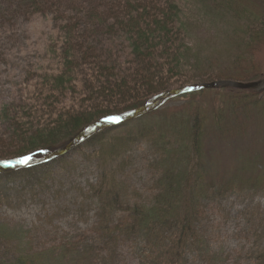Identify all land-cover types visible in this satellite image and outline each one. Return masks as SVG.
<instances>
[{"label":"rangeland","instance_id":"1","mask_svg":"<svg viewBox=\"0 0 264 264\" xmlns=\"http://www.w3.org/2000/svg\"><path fill=\"white\" fill-rule=\"evenodd\" d=\"M116 2L63 0L36 13L20 0H0V160L63 146L88 122L139 108L164 91L264 78V0L153 2L155 8L147 7L167 21L150 30L155 36L141 41L135 55L130 34L106 28L119 21L111 14L121 3L99 15L98 4L108 9ZM197 121L205 132L209 184L225 187L243 178L264 187L256 171L239 169L252 162L264 171V93L211 89L180 97L50 166L2 177L0 264H64V248H73L66 259L77 260L92 243L95 253L86 264L111 255L106 264H142L139 236L114 233V248L98 250L101 203L104 196L112 205L119 198L109 218L116 231L130 222L135 206L150 205L172 144L189 143ZM229 130L233 137H221ZM262 189L202 203L196 224L202 257L192 251L180 262L160 256L143 258L144 264H252L264 255L258 240L264 228L253 226L264 220ZM248 213L257 221H247Z\"/></svg>","mask_w":264,"mask_h":264},{"label":"trees","instance_id":"2","mask_svg":"<svg viewBox=\"0 0 264 264\" xmlns=\"http://www.w3.org/2000/svg\"><path fill=\"white\" fill-rule=\"evenodd\" d=\"M50 1L51 0H47V2L45 0H20V5H25L26 10L29 8L31 12L37 13L40 10H44L48 4H52L53 6H56L57 4L62 5L63 0ZM157 1L154 0L152 3H156ZM117 2L121 3L118 8ZM117 2L116 4L112 3L114 5L111 4L112 6L108 9H106L107 4L104 6L98 4L99 9L100 7H103V10H99V15L104 14L105 11L107 14H109L110 12H114V10L117 8L115 13L111 15H116V17L118 16L119 21L114 24H106L108 25L106 28L109 34H114L116 36L130 34L132 44L131 47L133 52H135L131 53L130 55L139 54L141 49L140 42L142 41L143 44L146 45L148 41H150L149 39H152V37L155 36L156 29L153 30L154 33L152 35H149L151 34L150 30L157 25L160 26L161 24H165L167 19L162 18L159 14L153 13L149 7H154V3L152 4L150 0H117ZM87 5L88 7L94 8L93 5H96V3L92 2L88 3ZM147 5L150 6L147 7ZM88 7L82 6V8H86L87 10L93 9H88ZM121 9L123 13L122 17L118 14ZM93 31L98 32L99 30L95 29ZM141 31L143 33H141ZM161 38L163 37H159V40ZM142 72H144V69H142ZM252 95L254 96V94ZM135 109L137 108L126 112H120L119 114H125ZM103 117L105 116L102 115L98 119L88 122L82 128ZM82 128L80 127V129L72 133L71 137L66 141L68 142ZM203 134L205 135V132H203L201 129L200 122L197 121L196 124L194 123L192 126V129H190V134L188 135L189 143L183 145L179 143V141H175L172 144L173 146H176V148L174 147L171 149L172 152L169 159L171 166L165 172L161 182L162 191L155 198V204L149 209L137 208L134 213H131L129 216L130 222L121 224L120 226L121 234L127 237H142L144 242L143 248L146 250V253H143L144 257L146 255L150 256V253H157L156 257L165 256L167 259H173L177 261L179 259L178 257H180L182 253H185L189 247L197 243L198 229L197 231H195V229L197 228L196 224L202 222L200 220L201 216H199L198 212L200 207H202L203 202L208 200L216 201L219 200V198H224L229 194L239 193L245 189L254 192L258 191V189L264 188L255 181L248 179L246 180L243 178H239L231 185H226L225 187L221 184H216L215 186L209 184L207 175L210 168L209 164L206 165L204 162L205 158L202 151V143L204 138ZM220 134L221 137L227 139L233 137L230 130L229 133L223 132ZM60 147H55V149H37L32 152L8 157L6 159H12L16 157L18 158L39 150L53 152ZM239 169L241 171H245L246 173L256 171L259 176L258 181H261V178L264 177V171L260 172L257 170V166L252 162L241 164ZM261 191L264 192L263 189ZM109 205H111L109 199L104 200L102 206L104 213L101 214L103 219H101L100 225V230L103 233V237L108 239V241L101 240L99 243H103L102 249L98 250L110 251V249L114 248L112 238H114L113 234L116 230L109 227L110 212H105ZM96 244L97 243H93L92 245L90 244L85 249L88 254L86 251H84L86 257L82 259L83 264H86V260L90 259L88 257H91L90 255L93 254V251L96 249L94 248V245ZM112 258L113 257H111L109 260ZM26 261L27 260L25 259H20L18 264H30ZM260 263L263 264L264 262L260 261ZM6 264H8V262Z\"/></svg>","mask_w":264,"mask_h":264},{"label":"water","instance_id":"3","mask_svg":"<svg viewBox=\"0 0 264 264\" xmlns=\"http://www.w3.org/2000/svg\"><path fill=\"white\" fill-rule=\"evenodd\" d=\"M197 88H205V89H207V88H234V89H243V90H253V91L261 93V92H264V80L258 81V82H253V83H248V84H242V83H236V82H230V81H218V82H214V83L209 84V85L206 84V85L195 86V88L192 87V88H185L183 90L169 91V92H166L163 95L159 96L160 100L158 99L159 100L158 103H156L152 108L159 106L160 103L165 102L167 99H170V98L175 97L177 95L183 94L185 92H189L190 90H193V89L195 90ZM152 108L147 106L143 109H140L132 117H138V116L144 114L145 111L151 110ZM132 117H129V119ZM96 127H98V125ZM96 127H94L93 129H88L86 132L78 135L75 138V140L69 146H67L65 149L59 151L56 155H54V157L61 156L63 154H66L67 152H69L80 141H83L85 138H87L91 134V131H93ZM23 162H24V160H18V161H14V162H10V163L0 164V171H2L4 168H9V167H12L13 165H16V164L20 165Z\"/></svg>","mask_w":264,"mask_h":264},{"label":"snow or ice","instance_id":"4","mask_svg":"<svg viewBox=\"0 0 264 264\" xmlns=\"http://www.w3.org/2000/svg\"><path fill=\"white\" fill-rule=\"evenodd\" d=\"M120 117H118V116H113V117H109L108 118V121L109 122H116V123H118V122H120ZM5 163H9V162H5Z\"/></svg>","mask_w":264,"mask_h":264},{"label":"bare ground","instance_id":"5","mask_svg":"<svg viewBox=\"0 0 264 264\" xmlns=\"http://www.w3.org/2000/svg\"><path fill=\"white\" fill-rule=\"evenodd\" d=\"M258 81V80H257Z\"/></svg>","mask_w":264,"mask_h":264}]
</instances>
